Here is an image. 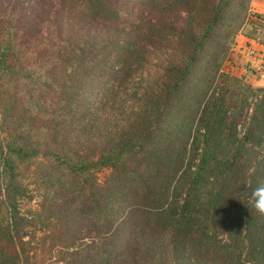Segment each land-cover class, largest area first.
<instances>
[{"label": "trees", "instance_id": "1", "mask_svg": "<svg viewBox=\"0 0 264 264\" xmlns=\"http://www.w3.org/2000/svg\"><path fill=\"white\" fill-rule=\"evenodd\" d=\"M222 2L150 0L148 11H157L155 23L147 27L150 37L160 38L169 28L185 39L186 25L175 22L185 17L194 21L206 4L219 14ZM62 4L78 19L58 21L56 27L50 23L47 35L57 31L61 41L54 51L42 47L49 52L37 60L25 58L24 42L17 39L18 27L22 31L26 25L8 22L0 12V264H43L37 248L28 247L25 239L38 224L37 215L20 213L18 197L25 191L18 175L23 164L48 156L44 142L58 144L53 158L72 178L71 201L64 205L69 203L73 213H65L64 220L58 217L62 229L53 242L60 241L64 264H201L200 246L206 245L207 232L199 226V213H166L168 192L186 154L178 144L170 148L166 143L160 153L150 147L171 95L187 73L174 65V71L163 69L160 80L139 75L135 22H122L113 0ZM47 39L48 47L57 43L54 37ZM107 70L104 81L100 78ZM98 94L103 98L91 99ZM46 95L56 101L51 110L58 118L54 126L49 117L37 124L48 112L40 105ZM10 105L15 112L9 111ZM194 190L191 185L188 194ZM213 212L205 219L219 220ZM244 231L249 232L247 221ZM221 249L228 251L229 246ZM263 252L261 246L258 254Z\"/></svg>", "mask_w": 264, "mask_h": 264}, {"label": "rangeland", "instance_id": "2", "mask_svg": "<svg viewBox=\"0 0 264 264\" xmlns=\"http://www.w3.org/2000/svg\"><path fill=\"white\" fill-rule=\"evenodd\" d=\"M113 1L122 22H135L132 27L140 59L136 61L139 68L136 62L134 65L139 75L160 80L163 69L174 65L180 73H187L181 88L171 95L150 141L151 149L157 148L159 153L169 143L170 148L180 145L186 154L168 192L166 213H199V226L207 232L203 239L207 246H200L201 264H264V252L258 254L261 246L264 249V12L255 10L252 0H223L219 14L206 4L194 21L185 17L175 22L179 27L186 25L189 36L185 39L174 36L169 28L162 37L152 38L147 27L155 23L152 20L157 11H148L150 0ZM1 11L8 22L26 25L22 31V26L18 27L17 39L24 42L25 58L33 60L49 52L42 47L54 51L61 41L57 31L47 35L50 23L56 27L58 21L78 19L68 6L63 7L62 0H0ZM140 19L143 24H138ZM37 21L43 23L30 27ZM62 36L66 38V34ZM47 37H54L57 43L48 47L51 42ZM250 50L254 54H249ZM107 73L100 79L105 81L109 70ZM90 85L95 86V82ZM97 98L103 96L91 99ZM45 99L40 105L48 112L40 115L37 124L49 117L54 126L58 118L51 110L57 107L56 101L49 95ZM9 111L15 112V107L10 105ZM42 149L48 156L23 164L19 171L25 191V196L18 197L19 210L37 215L36 229L30 228L25 237L27 246L37 248L43 264H64L60 241L54 246L53 242L62 229L58 217L64 220L67 213H73L69 203L64 205L65 200L71 201L72 178L53 158L58 144L44 142ZM191 185L195 188L192 196L188 194ZM214 210L219 220L205 219L206 213ZM225 242L229 244L222 245ZM225 246H229L228 251L221 249Z\"/></svg>", "mask_w": 264, "mask_h": 264}, {"label": "crops", "instance_id": "3", "mask_svg": "<svg viewBox=\"0 0 264 264\" xmlns=\"http://www.w3.org/2000/svg\"><path fill=\"white\" fill-rule=\"evenodd\" d=\"M251 5L255 10L263 11L264 12V0H252ZM249 54H254L255 51L250 50L248 51ZM259 53V52H258ZM256 53V54H258ZM255 54V55H256ZM264 54V53H263Z\"/></svg>", "mask_w": 264, "mask_h": 264}]
</instances>
